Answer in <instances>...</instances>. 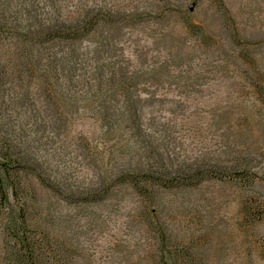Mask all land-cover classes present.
Returning a JSON list of instances; mask_svg holds the SVG:
<instances>
[{
	"label": "rangeland",
	"instance_id": "374dc122",
	"mask_svg": "<svg viewBox=\"0 0 264 264\" xmlns=\"http://www.w3.org/2000/svg\"><path fill=\"white\" fill-rule=\"evenodd\" d=\"M0 149V264H264V0H0Z\"/></svg>",
	"mask_w": 264,
	"mask_h": 264
},
{
	"label": "trees",
	"instance_id": "16d2710c",
	"mask_svg": "<svg viewBox=\"0 0 264 264\" xmlns=\"http://www.w3.org/2000/svg\"><path fill=\"white\" fill-rule=\"evenodd\" d=\"M24 166L16 157L12 154L6 153L3 149H0V204L8 202L10 195L17 196V188L20 183V173ZM201 176L197 180L205 178L203 171H197ZM215 178L221 179L220 174H213ZM187 180V179H185ZM233 180L242 186L249 187L254 183V176L252 173L238 171L233 176ZM16 201L17 213L14 221L8 226L10 231V243L11 251L9 264H43L48 259H43V242L34 241L33 237L28 235V229L24 217V210L19 205V201Z\"/></svg>",
	"mask_w": 264,
	"mask_h": 264
}]
</instances>
